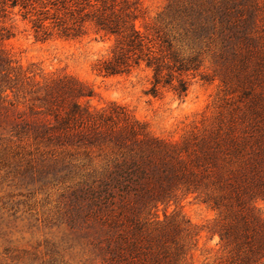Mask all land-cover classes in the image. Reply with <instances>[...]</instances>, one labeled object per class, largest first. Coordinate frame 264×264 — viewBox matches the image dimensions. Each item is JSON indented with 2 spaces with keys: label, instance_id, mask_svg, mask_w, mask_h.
Instances as JSON below:
<instances>
[{
  "label": "trees",
  "instance_id": "trees-1",
  "mask_svg": "<svg viewBox=\"0 0 264 264\" xmlns=\"http://www.w3.org/2000/svg\"><path fill=\"white\" fill-rule=\"evenodd\" d=\"M222 0L204 10L169 5L175 36L140 30L133 0H0V165L24 152L65 154L89 171L71 193L66 223L100 264H184L191 224L166 210L193 196L215 214L223 264L264 261V1ZM16 14L37 41L78 39L91 29L112 38L93 70L105 77L151 71L146 95L184 100L201 67L200 46L216 48L222 83L234 98L216 122L173 142L115 103L93 109L91 89L70 75L37 79L4 48ZM161 15V16H162ZM193 51L182 58L174 42ZM34 66V65H33ZM14 148V149H13ZM78 156L82 158H78ZM3 158V159H2ZM9 158V162L5 159ZM15 167V166H14ZM163 207V218L159 210Z\"/></svg>",
  "mask_w": 264,
  "mask_h": 264
},
{
  "label": "rangeland",
  "instance_id": "rangeland-1",
  "mask_svg": "<svg viewBox=\"0 0 264 264\" xmlns=\"http://www.w3.org/2000/svg\"><path fill=\"white\" fill-rule=\"evenodd\" d=\"M133 1L139 4L136 25L140 30L159 28L171 37L174 32L166 28L170 19L162 15L169 5L192 4L207 10L222 0ZM4 25L12 34L4 41V48L24 70H32L37 79L75 77L92 90L93 97L87 101L93 109L120 105L161 139L177 142L193 131L210 128L219 107L234 98L222 83L224 71L216 63L217 50L213 46H200L201 67L194 78L190 77L184 100L167 90L154 98L145 93L151 71L144 67L130 76L105 77L93 70L94 64L109 54L112 38H103L90 29L78 39L37 41L28 23L16 14L8 16ZM174 46L182 58L193 52L176 41ZM28 151L12 160L10 167L0 165V264H100L88 240L71 231L66 223L71 193L89 170L81 167L77 161L81 159L73 160L60 152ZM5 160L9 162V158ZM259 209L264 218V203H259ZM163 211L161 207V219ZM166 211L178 212L179 219L185 218L191 224L192 237L184 264H223L227 254L218 236L208 232L215 219L211 210L188 196L179 198Z\"/></svg>",
  "mask_w": 264,
  "mask_h": 264
}]
</instances>
